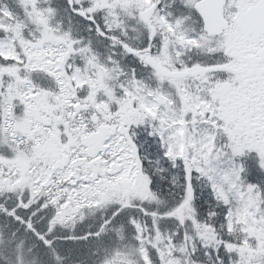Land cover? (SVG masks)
I'll use <instances>...</instances> for the list:
<instances>
[{"label":"snow or ice","instance_id":"6c2138e0","mask_svg":"<svg viewBox=\"0 0 264 264\" xmlns=\"http://www.w3.org/2000/svg\"><path fill=\"white\" fill-rule=\"evenodd\" d=\"M0 264H264V0H0Z\"/></svg>","mask_w":264,"mask_h":264}]
</instances>
